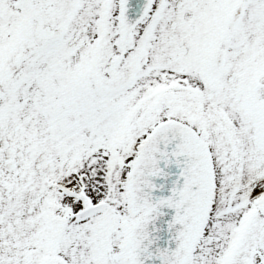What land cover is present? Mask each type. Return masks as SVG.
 I'll return each mask as SVG.
<instances>
[{
    "label": "snow or ice",
    "instance_id": "1",
    "mask_svg": "<svg viewBox=\"0 0 264 264\" xmlns=\"http://www.w3.org/2000/svg\"><path fill=\"white\" fill-rule=\"evenodd\" d=\"M0 264H264V0H0Z\"/></svg>",
    "mask_w": 264,
    "mask_h": 264
}]
</instances>
